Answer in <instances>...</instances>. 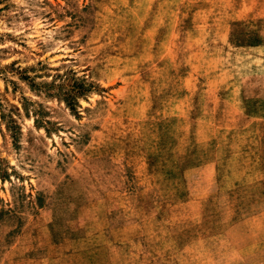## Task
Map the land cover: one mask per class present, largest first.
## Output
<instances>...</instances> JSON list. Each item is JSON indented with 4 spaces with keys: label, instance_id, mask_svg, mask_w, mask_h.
I'll list each match as a JSON object with an SVG mask.
<instances>
[{
    "label": "rangeland",
    "instance_id": "obj_1",
    "mask_svg": "<svg viewBox=\"0 0 264 264\" xmlns=\"http://www.w3.org/2000/svg\"><path fill=\"white\" fill-rule=\"evenodd\" d=\"M0 264H264V0H0Z\"/></svg>",
    "mask_w": 264,
    "mask_h": 264
},
{
    "label": "trees",
    "instance_id": "obj_2",
    "mask_svg": "<svg viewBox=\"0 0 264 264\" xmlns=\"http://www.w3.org/2000/svg\"><path fill=\"white\" fill-rule=\"evenodd\" d=\"M59 87L62 88V85H60ZM85 90H89V89H86L81 83L76 84V81L74 80V83L71 84V86L67 87L66 90H61V91L63 96L65 97L64 99L69 103L70 106H72V99L75 96L77 97L78 93L82 94L83 91Z\"/></svg>",
    "mask_w": 264,
    "mask_h": 264
}]
</instances>
